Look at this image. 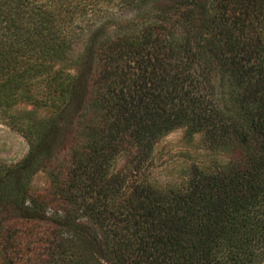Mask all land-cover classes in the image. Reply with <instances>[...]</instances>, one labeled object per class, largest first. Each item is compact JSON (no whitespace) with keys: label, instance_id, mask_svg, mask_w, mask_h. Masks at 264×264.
Segmentation results:
<instances>
[{"label":"trees","instance_id":"16d2710c","mask_svg":"<svg viewBox=\"0 0 264 264\" xmlns=\"http://www.w3.org/2000/svg\"><path fill=\"white\" fill-rule=\"evenodd\" d=\"M22 102L49 114L10 116L0 264H264V0H0V114ZM176 128L225 161L152 179Z\"/></svg>","mask_w":264,"mask_h":264},{"label":"rangeland","instance_id":"374dc122","mask_svg":"<svg viewBox=\"0 0 264 264\" xmlns=\"http://www.w3.org/2000/svg\"><path fill=\"white\" fill-rule=\"evenodd\" d=\"M119 17L127 16L126 11H116ZM81 49V44H74V51ZM49 114L42 105L22 102L15 105L7 114H0V167L11 166L19 162L26 154L29 145L22 134L10 125V116L37 119ZM226 157L219 149L207 146L202 136L197 133L185 139L182 128H176L164 135L154 145L148 158L149 176L160 184L176 185L191 164L206 166L222 164ZM123 166L121 156L112 159L109 171L115 172ZM48 185V178L43 170H37L27 180V189L34 193Z\"/></svg>","mask_w":264,"mask_h":264}]
</instances>
